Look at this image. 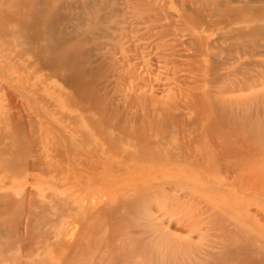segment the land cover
<instances>
[{
	"label": "rangeland",
	"instance_id": "1",
	"mask_svg": "<svg viewBox=\"0 0 264 264\" xmlns=\"http://www.w3.org/2000/svg\"><path fill=\"white\" fill-rule=\"evenodd\" d=\"M31 1L0 0V69L3 72H0V139L4 137L0 145L8 143L12 147L18 144L20 150L26 147L24 154H21L23 162L45 153V177L28 170L24 163L22 170L19 166L11 172H3L0 167V194L9 198H6L11 201L9 206L13 209L17 201L22 200L21 197L25 199L26 206L28 196L25 194L29 193L30 186L41 185L42 180L45 185V199L50 195L49 198L56 201L70 200L75 207L69 211V216L66 215L65 222L61 221L63 225L56 223V228L48 227L52 232H62L63 228L70 225L74 227L70 218L88 215L93 211L87 209L92 205L96 209L106 204L117 205L123 197L131 199L149 192L151 195L147 201L153 219L152 232L155 233L157 228L159 232H166L165 236L167 231L180 236L175 241L178 251L173 254L168 251V256H165L164 243L154 246V255L161 257L163 263L213 264L206 257L190 252L196 245L206 251L222 252V246L231 250L241 242L246 248L264 253V249L259 248L255 242L257 228L260 233H264V223L258 221L255 215L258 213L254 214V211L262 210L250 203L248 205L252 212L249 214H243L241 209H233L234 202L241 198L242 190L237 183L229 186L230 173L232 174L233 168L244 165L245 155L241 157V154L237 155L235 152L221 155V158L219 156L216 163L213 160L221 149L220 141L224 140L223 149L231 150L234 141L232 136L235 135L226 125L224 134H221L215 103L238 100L239 95L236 92L240 90L243 91V96H250V89L258 80L257 72L264 73V68L256 66L264 61V50L259 49V54H255L254 40L258 37L252 35V29L257 24V15L252 11L234 14L232 10L244 6L243 2H248L252 7L256 6L258 10L264 9V0H227L228 4L219 12L211 10V2L214 0H70L97 1L94 7L100 15L109 17L107 20L113 15L105 24H100V28L112 30L109 31L115 37L113 40L102 37L85 43V48L105 42L108 46L90 54L87 59L93 61L90 66L92 70L71 81H66L63 77L70 71L59 73L43 64L46 57L43 51L45 41L38 40L35 36L39 28L30 26L32 18L29 15L34 8H40V0L38 5L35 4L38 0ZM31 3H34L33 7L30 6ZM13 6L16 7L14 8L18 15H15L17 12ZM75 8L79 7L71 8L67 13H82L81 8ZM87 13L90 15L93 12ZM192 14L197 15L198 19ZM81 22L82 19L72 21L75 24ZM83 26L82 29L85 28ZM9 83L16 86L14 91V86L10 87ZM165 89L171 91V99H165L164 94H161ZM91 91L96 95L92 97ZM207 98L211 101H207ZM49 99L50 104L55 102V108L46 111L45 103ZM162 107L171 110L170 114L175 110L180 111L183 116L163 125L161 122L150 124L146 121L145 125L142 123L140 117L143 112H155L158 115ZM130 110L135 116H139L138 121L135 116L131 117V124H127L125 128L133 126L131 131H138L144 140H141V144H150L143 153L138 151L141 146L139 144L127 147L129 152H122L107 139L113 125L110 122L117 121L119 117L121 119L120 115ZM62 115L68 118L61 119ZM69 118L74 126L65 122ZM17 129L21 134L16 137ZM131 131L122 132L115 143L119 145L121 140L126 141L129 138L130 141H126V144L131 143L132 138L129 135H134ZM81 132L90 133V143L85 144L80 139ZM102 138L105 142L101 141ZM18 139L25 144L18 142ZM211 139L216 148H213ZM31 140L34 143L33 151L37 153H31ZM65 141L69 144L67 147L65 145L67 149L74 147L68 149L69 151L74 152L77 149L79 153L75 156L78 157L56 162L55 154L67 150L63 144ZM111 148L115 153L118 151V159H107L104 156L103 152L108 153ZM169 151H172L170 155ZM89 152L91 153L87 156ZM188 155L192 158L189 159ZM233 164L235 165L231 168ZM87 167L91 169L88 170ZM207 183L212 185V193L208 191ZM186 195L188 198L184 197ZM6 199L3 204H7ZM177 204L180 205L179 210L175 209ZM206 205L209 212L205 214ZM235 207L237 208L236 204ZM210 215H213L212 218ZM256 251L253 258L257 260L260 256ZM24 254L20 249L19 257L10 262L18 261L20 264ZM56 258L57 254L52 248L45 250V263L56 261Z\"/></svg>",
	"mask_w": 264,
	"mask_h": 264
},
{
	"label": "bare ground",
	"instance_id": "2",
	"mask_svg": "<svg viewBox=\"0 0 264 264\" xmlns=\"http://www.w3.org/2000/svg\"><path fill=\"white\" fill-rule=\"evenodd\" d=\"M32 1H35V0H32ZM106 1H110V0H106ZM231 1H234V0H231ZM96 2L95 1L94 2H92V1H87V2L75 1V2H73L70 0H40V4H39V0H38V2L37 1L35 2V4L38 3L40 8H37L36 10L34 8L32 13H31V11L29 13V15L32 18V23L30 26H34L35 28L36 27L39 28V30L35 34V36H37L38 40L44 39V41H45V46H43V51L46 54V57L44 59L43 64L47 67L58 70L59 73H60V71L64 72V73L66 71H67L66 73H68L70 71V73L63 76L66 81H71L73 79H79L81 76L86 75L89 71H91L92 68H90V66L93 63V61L88 60L87 57L90 54H93L95 52L106 49L108 46V43L105 42L102 44H97V45H94L92 47L85 48V43L90 42V41L95 40V39H98V38H102V37L103 38H110L112 40L115 38L114 34L110 32L112 30L109 29L110 30L109 31V30H103L100 28V24L104 23L109 17L100 15V13L97 11L96 7H94L95 6L94 3H96ZM19 3H20V1H19ZM184 3H185V5L187 4V2H184ZM32 4L34 5V3H31L30 6H32ZM225 4H228L227 0H214L213 2H211V10L214 12H219L220 9H222V7L225 6ZM243 4H244V6L238 8V9L232 10V12L235 14V13H246L248 11H252L253 14L257 15L256 16L257 17L256 18L257 24H255L253 29H252V35L254 37H256V36L258 37L257 40H254V49L256 51L255 54H259L258 53L259 49L264 50V9L258 10L255 8L256 6L255 7L249 6L248 2H243ZM116 5H117V3H116ZM14 7L15 6H13V8ZM74 7H79V8H75V9L81 8L82 13L76 14V15L68 14L67 12L69 11V9L74 8ZM175 7H177V6H175ZM15 10L17 12V9H15ZM20 11H21V8H20ZM87 11H91V13L92 12L93 13L89 15V13H87ZM112 11H114V9ZM3 12H5V11H3ZM193 13H195V12L193 11ZM15 15H18V12ZM157 15L159 16V13H157ZM192 15H193V17L195 16L194 14H192ZM198 15H200V13ZM6 16H9V14H7ZM112 16H110V19ZM166 18H168V17H166ZM195 18L198 19V16L196 15ZM77 19L78 20L82 19L83 22H81L79 24L72 23L73 20H77ZM109 20H107V21H109ZM12 22H13V19H12ZM83 25H85V28L82 29L81 27H84ZM247 27H248V25H247ZM20 29H21V27H20ZM5 34L6 33H4V35ZM13 38H14V35H13ZM76 38H79V39L75 40ZM24 41H25V39H24ZM34 44H36L35 41H34ZM235 45H237V44L235 43ZM248 46L250 47L249 43H248ZM28 47L31 48L30 46H28ZM201 48L203 49L204 46H202ZM34 49H36V48H34ZM195 49H197V47ZM31 51H32V49H31ZM193 51H194V49H193ZM246 51H248V50H246ZM33 52H35V51H33ZM197 52H198V50H197ZM41 56H42V54H41ZM37 57H38V55H37ZM231 60H232V58H231ZM256 66L260 69L264 68V61L261 63H258ZM83 67H84V69H83ZM85 67H87V68H85ZM212 71H213V69H212ZM0 72H2V69H0ZM263 76H264V73L262 71L257 72V79L258 80H257V83L254 82V85L251 87V89H250L251 92H249L250 96H247V94H246L247 97L245 95L243 96L242 95V94H244L243 91L239 89L240 91L237 90L238 92H236L239 95V98L236 101L226 100V101H221L220 103H215L213 101V103H215V105H216L217 116L219 117L218 121H219V123H221V134H224V125L229 126V128H228L229 131L235 133V135L232 136L234 138L233 146H232V148L229 147V148H231V150L223 149V144H224L223 141L224 140L220 141L221 149L218 150L219 153L217 152L218 155L214 156L213 160L216 163L217 162L216 159L219 156L221 158V155L225 156L226 154H229V153L233 154L235 152H237V155H238V153L241 154V157L243 155H245L244 156V165H243L244 167L243 166L239 167V168L235 167L236 169H234L233 166L235 164H233L231 166V168H233V169L231 170L232 174L230 173V178H231L230 180L231 181H230L229 186L232 187L234 185V183H237L240 185L241 190H242L241 191L242 192L241 198L237 202H234L233 209H238L239 211L241 209V212L243 214H249L252 212V210L249 209L248 203H250V205L255 204L256 207L258 206L260 208V210H262V211H259V212L254 211V214L258 213V214H255V215H257L256 217H257L258 221H262L264 223V78H263ZM9 80H7V81H9ZM9 85H10V83H9ZM13 86H14V88L12 90L14 91L16 86L12 83V86L10 85V87H13ZM87 91H88V89H87ZM33 92H35V91H33ZM161 92H162L161 94H164L163 97L165 99H171V96H172L171 91L169 92L168 89H165L164 92L163 91H161ZM166 92H168V93H166ZM90 94L92 95V97L96 95L95 92H93V91H91ZM182 95H183V93H182ZM195 97H197V96H195ZM50 100L51 99H49L45 103V110L46 111H51L55 108V105H53V104H55V102H53V104H50L51 103ZM92 100H95V98H92ZM30 101L31 100H29L28 102H30ZM193 101H194V99H193ZM207 101H211L210 98H207ZM196 102H197V99H196ZM112 105H113V103H112ZM133 105L134 104H132V108H133ZM126 106H127V104H126ZM126 106H125V109H127ZM129 106H130V104H129ZM108 107H109V104H108L107 108ZM11 108H12V106H11ZM147 108H149V107H147ZM188 108H190V107H188ZM131 110L125 112L124 114H121L120 115L121 119L119 117V118H117V121L112 120L110 122L111 125L113 122V125L111 126L112 128L110 130L109 137H107V139L110 141V143H114L116 145V147H118V150H121L122 152H129L128 150H126L127 147H129L131 145H133V147H135L136 145L139 144L141 146H139L138 151H139V153H143L144 149H147V146H150V144L149 143H144L143 145L141 144L142 143L141 140L142 141H144V140L141 139L138 131H133V132L131 131L133 126H131L129 128H125L127 124H131L130 123L131 117L135 116ZM160 110H159L160 114H158V115H155V112H151V114L143 112L142 117H140V118H142L141 119L142 123L144 124L146 121H148V123H150V124L152 122H161L163 125V123L166 124V122L174 120V118H178V117L183 116V114L180 111L175 110V108H174L175 111L172 114H170L171 110H168L164 107H162ZM55 111H56V109H55ZM138 113H140V112H138ZM149 113H150V111H149ZM135 114H137V112H135ZM46 115H48V114L46 113ZM78 115H80V114L78 113ZM57 116H58V114H57ZM136 116H135V118L138 121L139 116H137V117ZM63 117L64 116L62 115L61 119ZM153 117H155V120L153 119ZM218 117H216V118H218ZM15 118H16V116H15ZM57 118L58 117H56V119ZM64 118H68V117H64ZM48 119H50V118H48ZM136 120H135V122L137 124ZM16 121H18V120H16ZM46 121H48V120H46ZM193 121H195V120H193ZM65 122H69L68 123L69 125H73L71 123L72 122L71 118H69L68 120L65 119ZM135 122H133V123H135ZM54 123H53V126L55 127ZM171 123H173V122H171ZM66 126H67V124H66ZM187 126H188L187 130H188L189 125L187 124L186 127ZM167 127H168V125H167ZM178 127H179V125H178ZM52 129H54V128H52ZM58 129H60V128L58 127ZM49 130H51V129H49ZM181 130H183V129H181ZM16 131H17V133H16V137H17L21 133H18V129ZM54 131H55V129H54ZM76 131H77V129H76ZM126 131H131L132 133H134V135L133 134L129 135L132 138L131 139L132 142L131 143L128 142L126 144V141H130V138H129L126 141L121 140L119 145H117L115 143V141L119 138V136L122 132H126ZM61 132H62V130L60 131V133ZM26 133H27V131H26ZM99 134H103V133H99ZM32 135H33V133H32ZM79 136H80V139L85 144L87 142L90 143V133L89 132L88 133L87 132L86 133L81 132ZM14 137H15V135H14ZM224 137H227V136H224ZM3 138L0 139V143H1V140L3 141ZM12 138H13V136H12ZM21 138H22V136H21ZM66 139H67V137H66ZM99 139L100 138H98V140ZM63 140H65V139H63ZM101 141H103V138ZM211 141H212L213 148H214L215 142L213 141V139H211ZM11 142H12V140H11ZM13 142H14V140H13ZM18 142H20V140ZM83 142H82V144H83ZM103 142H105V141H103ZM20 143L25 144L22 142H20ZM31 143H32V145H30L32 148L31 153H37L36 151L35 152L33 151V144L34 143L32 140H31ZM65 143H63L64 148H66L69 145L68 141L67 142L65 141ZM7 144L8 143H6L4 145H0V167L3 169L2 170L3 172H11L19 166H20L19 167L20 170H22L21 167H23L22 164L24 163V166L27 169L29 168L28 170L33 171L35 173H38V175H40V177H43V176L45 177V153L44 154L40 153V154L33 156L32 160H30V161L27 160V158H26L27 161L23 162L21 160V158H22L21 154L24 152L26 147L24 148V150H20L19 149L20 147L18 146L17 142H16L17 146L15 145V146L10 147V144H9V146ZM21 144H19V145L21 146ZM104 144H106V143H104ZM5 145H7L8 147ZM13 145H14V143H13ZM65 145H66V147H65ZM156 145H159V143L156 142ZM58 146H59V144H58ZM73 148L71 147L68 149L71 150ZM83 149H84V147H83ZM83 149H82V151H84ZM90 149H92V146ZM105 149H106V147H105ZM175 149H176V147H175ZM27 150L30 151L29 148ZM67 150L63 151V153L62 152L56 153L54 160L56 162L60 163V161L63 159L65 161V159L66 160L76 159V157H78V156H75L79 153V152L77 153V149H76V151L73 150L74 152H71L69 150L67 151ZM113 150L114 149L111 148L108 151L109 154L107 152H103L104 156L107 159L108 158L109 159H118L117 155H116V153L118 151L116 150L117 152L115 153V151L113 152ZM134 152H137V151H134ZM171 152L172 151H169V155L171 154ZM90 153L91 152H89L87 154V156ZM155 153H157V152H155ZM30 154H28V157L30 156ZM148 154L150 155L151 153H148ZM82 155H83V152H82ZM84 156H85V154H84ZM95 157H94V159H96ZM187 157L189 159L192 158L190 155H188ZM100 158H103V157H100ZM83 160H82V163H83ZM83 166H84V164H83ZM105 166H106V164H105ZM113 166H115V165L113 164ZM70 167H72V165ZM87 169L89 170L91 168L87 167ZM212 169L214 170L213 164H212ZM220 171H221V169H220ZM21 172H23V171H21ZM221 172H223V171H221ZM0 173H1V171H0ZM223 173H225V172H223ZM77 174L78 173H76V175ZM78 175H80V174H78ZM167 181H169V179ZM28 183H30V182H28ZM209 183H210V181H209ZM43 184H44V182L41 180V185H36L37 187L30 186L31 189L29 188L30 190L28 191L29 192L28 194H25V192H24V194L26 196H28L27 198L25 197L27 200L26 206L24 205L25 199H23V197H21V199L23 201L20 200L21 202L20 201L19 202L17 201V203L15 202L16 204L12 209L9 206L11 204L10 203L11 201H7V199L9 200V198H7V196H4L5 197L4 198L2 196V194H0V222H1V226H0V264H10L11 263L10 261H12L13 258L17 259L19 257L18 255H19L20 249L25 252V254L23 255V262H21L20 264H165L160 260L161 257L159 258L158 255H154V253H153L154 252V246L155 245L161 246V245H163L162 243H164V245L166 246L165 256H168L167 255L168 251L171 254H173L174 251L177 250L175 248V244H176L175 241L177 240L178 237H180V236H178L179 234H175V233L167 231V234L165 236L166 232H159L157 228H156L155 233H153L151 230V224L153 223V221H152L153 219L151 218V214H150V210H149V206H148L149 203L147 201L148 200L147 198H149L151 195V193H149V192L148 193L145 192L146 194H144V195L142 193V195H140V196L138 194V195H136V198H131V199H127V198L123 197L122 198L123 200H121V202L117 205H115V204L114 205H110V204L107 205L106 204L105 206H103L102 208H99V209L94 208V206L92 205V207L87 208L89 210H91V209L93 210V211H90V213H89V211H86L89 213L88 215H84V216L82 215V216H78V217L72 215V217L74 216V219L70 218V220L72 221V224L74 225V227H72L70 225L66 228H63L62 232H52L51 229L49 230L48 227L52 226V228L53 227L56 228V226H55L56 223H57V225L58 224L61 225L62 224L61 221H64L66 215H68V216L70 215L69 211L73 210V208L75 209V207H73L72 201H70V200L56 201V200L50 199L49 198L50 195L49 196L47 195L48 197L45 199V185H43ZM5 185H6V183H5ZM5 185H3V188ZM207 185H209V184L207 183ZM204 186L206 187V183L204 184ZM227 187H228V184H227ZM211 188H212V185L211 186L209 185V187L207 188L208 191H211ZM5 189H6V187H5ZM147 190H150V189H147ZM211 193H212V191H211ZM167 194H168V191L166 190L165 195H167ZM147 195H148V197H147ZM184 197L188 198V195H186ZM243 197H246V198H243ZM4 199H6L5 201H7V204L5 203L6 205L3 204ZM54 199H56V198H54ZM177 200H179V197H177ZM13 201H14V199H13ZM235 204L237 205V208L235 207ZM8 206H9V208H8ZM23 208H24V210H23ZM175 209L179 210L180 205L177 204ZM204 212H205V214L207 212H209V208L207 205L205 206ZM212 216L213 215H210V218H212ZM106 218H107V220L105 221L104 219H106ZM250 221H251V219H250ZM76 225H79V226H76ZM259 231L260 230L257 228V234L258 235L256 237V241L254 240V238H253V240L258 243L259 248L264 249V233H260ZM175 232H177L176 229H175ZM196 246L197 247L192 249L190 252L191 253L196 252L197 254H199L203 257H206L209 261L213 262V264H230V262H232V264H264V253H261V252L255 250L256 253L259 254V256H260L256 260L253 258V254L255 253V251L250 249V248H246V246L244 244H242L241 242H240V244H237L234 249H231V250L228 249L226 246H222V248H221L222 252H213V251H209V250L206 251V250L201 249L198 245H196ZM48 248H52L54 253L57 254L56 261H51V263H45V250ZM16 253H18V255ZM11 264H19V262L18 261L12 262Z\"/></svg>",
	"mask_w": 264,
	"mask_h": 264
}]
</instances>
